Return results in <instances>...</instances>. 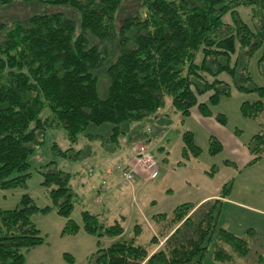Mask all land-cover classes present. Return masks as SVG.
<instances>
[{
    "label": "trees",
    "instance_id": "trees-1",
    "mask_svg": "<svg viewBox=\"0 0 264 264\" xmlns=\"http://www.w3.org/2000/svg\"><path fill=\"white\" fill-rule=\"evenodd\" d=\"M124 1L0 0V9L17 2L31 7L23 20L0 22V189L26 185L30 157L48 130L63 127L69 144L80 134L96 136L103 130L108 134L104 142L113 150L120 147V138L133 122L163 104L164 95L171 97L182 116L197 102L196 89H217L209 96L215 103L217 95L228 94L229 89L222 80L206 77L222 71L237 76L230 66L232 57L247 59L264 36V0H139L131 14L120 18ZM241 6L251 8L253 27L240 17ZM226 14L231 23L224 20ZM102 71L108 79L105 98L98 96ZM238 87L260 95L241 106L243 115L263 117L261 130L248 143L252 157L246 165H250L264 159V88ZM198 108L211 115L206 103H198ZM215 119L226 121L222 114ZM182 140L183 158L199 155L191 131H184ZM222 148L221 141L211 136L210 153ZM69 149L57 148L63 155ZM217 170L214 165L204 172L214 176ZM40 172L49 204L37 207L31 196L23 194L15 208L0 209V264H25L24 251L44 242L31 219L38 210L66 217L62 233L82 228L98 239H112L88 257V264H201L213 239L216 264H233L234 254L249 252L248 238L218 223L233 178L214 198L199 204L183 202L168 213L153 215L156 235L164 240L155 249L156 235L143 245L135 243L139 225L134 226V236L125 238L122 219L104 223L100 214L82 209L81 225L74 222L70 215L76 193L69 173L56 166ZM246 231L254 237L253 231ZM64 257L76 264L70 254Z\"/></svg>",
    "mask_w": 264,
    "mask_h": 264
},
{
    "label": "rangeland",
    "instance_id": "rangeland-1",
    "mask_svg": "<svg viewBox=\"0 0 264 264\" xmlns=\"http://www.w3.org/2000/svg\"><path fill=\"white\" fill-rule=\"evenodd\" d=\"M138 2L139 0L124 1L119 17L131 14L130 12L135 9L134 3ZM238 9L244 22L253 27L251 8L241 6ZM30 12L29 5L17 2L0 9V22L10 24L14 20H23L24 15ZM224 20L231 23L229 14L224 16ZM230 66H234L238 71L237 76L222 71L217 75L206 77L208 81L222 80L226 83L225 87L229 89L228 94L219 93L215 103L211 102L209 96L217 89L211 87L202 92L196 89L197 102L191 107L187 116H182L181 112L172 106L171 97L164 95L163 104L153 114L133 122L129 126L128 133L119 140L120 144L127 143L129 149L128 158L122 165L129 160V162H135L134 147L144 145L151 150L159 170L162 166L161 175L159 174L153 182L148 181L144 191V197L156 200L155 203L147 201L143 204L144 213L149 215L163 211L170 212L177 204L184 201L194 202L203 190L217 191L223 183L233 178L228 197L230 202L222 207L218 223L220 226H227L235 234L248 238L250 249L245 256L234 254L232 262L233 264H264V159L246 165L252 157L248 143L253 135L261 130L263 117L245 116L241 111L243 102H253L260 98V95L257 91L238 87L239 85L248 87L256 85L264 88V36L247 59L243 57L238 60L235 55L230 61ZM244 73L250 81L243 79ZM99 76L101 78H99L98 96L105 98L108 79L103 71ZM200 102L209 106L211 115L205 116L201 113L198 108ZM219 114L224 115L225 123L222 124L215 119ZM95 131L96 129L92 128L93 134ZM184 131H191L195 143L200 147L199 155L196 157H182V133ZM96 133L98 134L96 136L80 134L74 144H69L63 127L48 130L44 136V142L30 157V176L26 185L0 189V209L15 208L23 194L31 196L37 207L41 208L49 204L45 188L41 184L43 175L40 171L54 169L56 166L69 173V184L76 193V201L70 218L81 225L82 209H88L93 213L99 212L103 204H95L100 199L96 196V187H90L99 175L96 177L95 167L91 175L88 174V169L92 166L90 163L93 160L96 164L104 166L109 160L104 155L112 149H109L111 147L109 143L104 142L108 136L107 132L101 130ZM211 136L217 137L223 146L215 154L209 151ZM54 145L61 151L70 149L65 152L66 155H63ZM97 156L103 158L98 160ZM227 161L233 164L227 165ZM50 162L53 164L47 166ZM114 163V160H110L108 164L113 165ZM214 165L218 169L214 176L203 172L211 170ZM138 174L142 176L141 170H136L131 183H135ZM124 181L122 177L123 185L130 184ZM106 185L107 182L102 186L106 187ZM236 202L241 203L240 206H234ZM31 219L40 230L44 242L24 251L25 264H70L64 257L66 253L73 257L74 263L88 264V257L99 246H107L112 242V239L107 236L98 239L96 236L87 234L82 228L74 234L62 233L67 218L58 215L54 210L47 213L34 211ZM135 224V221L128 224L124 234L125 238L134 236ZM142 225V231L137 237L135 236V243L143 245L152 237L153 226L145 223ZM154 229L153 235H156L157 226ZM249 229L254 233L252 238H249L250 235L246 231ZM157 239L159 243L155 245V249L163 244V242L160 244L163 238L157 236ZM214 246L215 240L213 239L201 264H216L213 257ZM224 246L232 252L230 246L226 244Z\"/></svg>",
    "mask_w": 264,
    "mask_h": 264
},
{
    "label": "crops",
    "instance_id": "crops-1",
    "mask_svg": "<svg viewBox=\"0 0 264 264\" xmlns=\"http://www.w3.org/2000/svg\"><path fill=\"white\" fill-rule=\"evenodd\" d=\"M183 146V145H182ZM182 149V148H181ZM129 149L127 146V143L124 144L122 142L121 146L117 149H114L112 151H109L104 155V157H108L109 160L107 163L102 166L99 164H96L93 160L90 164L92 165V173L94 167L96 168V177H98L99 181L94 180L90 187H96L97 194L96 196L100 199L98 203L95 204H103L102 208L97 212V214H100V218L104 223L112 222L115 219H122V223L124 225L125 231H127L128 224L132 223L133 221L136 222L135 225H139L141 228V231L143 229L142 224L146 225H152V233H155V224L151 217L157 213H153L151 215L144 213V206L147 201L149 203H155L156 200L154 198L149 199L148 197H144V191L146 189V185L149 183L148 181H144L142 176L139 174L137 175V178L135 179V183H131L128 185L122 184V171L118 167L119 164L122 165L126 159L128 158ZM99 157V156H97ZM103 157H99L98 160H101ZM110 160H114L116 165H110L108 164ZM96 165V166H94ZM110 165V166H109ZM161 169L160 168V175H161ZM205 171V170H204ZM203 171V172H204ZM218 171V170H217ZM216 171V172H217ZM100 174H99V173ZM205 173V172H204ZM89 174V175H91ZM215 175V174H214ZM101 180V185H100ZM161 180V179H160ZM107 182L106 187H103L102 185ZM219 189V188H218ZM218 191V190H217ZM216 190H203L200 192L198 197L195 199L193 203L199 204L202 203L208 199L214 198L217 194ZM137 200V201H136ZM186 202V201H184ZM230 202L229 198L223 199V206H225L226 203ZM241 204V203H239ZM238 202L234 203V206H240ZM178 205V204H177ZM85 209V208H84ZM173 209V208H172ZM172 211V210H170ZM165 212V211H163ZM168 213V212H167ZM139 221V223H138ZM134 225V226H135ZM225 228H228L227 226H224ZM229 229V228H228ZM230 230V229H229ZM233 232V231H232ZM151 234V235H153ZM164 242L162 240L160 244Z\"/></svg>",
    "mask_w": 264,
    "mask_h": 264
},
{
    "label": "built area",
    "instance_id": "built-area-1",
    "mask_svg": "<svg viewBox=\"0 0 264 264\" xmlns=\"http://www.w3.org/2000/svg\"><path fill=\"white\" fill-rule=\"evenodd\" d=\"M133 159L135 162L127 161L125 165H120L122 169V177L124 182L130 183L134 180L136 170H141L144 181H155L159 177L160 171L158 163L153 157L151 150L144 145H136L133 150ZM131 163V164H130ZM89 174L92 173V168L88 169Z\"/></svg>",
    "mask_w": 264,
    "mask_h": 264
}]
</instances>
